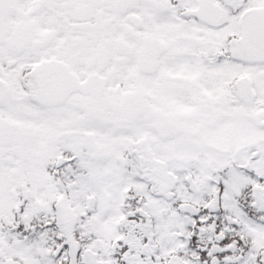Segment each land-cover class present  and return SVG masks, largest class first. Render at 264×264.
<instances>
[{
  "label": "snow or ice",
  "instance_id": "obj_1",
  "mask_svg": "<svg viewBox=\"0 0 264 264\" xmlns=\"http://www.w3.org/2000/svg\"><path fill=\"white\" fill-rule=\"evenodd\" d=\"M0 264H264V0H0Z\"/></svg>",
  "mask_w": 264,
  "mask_h": 264
}]
</instances>
